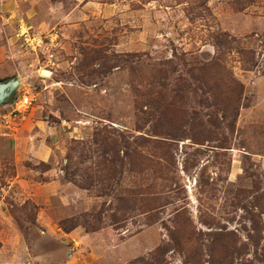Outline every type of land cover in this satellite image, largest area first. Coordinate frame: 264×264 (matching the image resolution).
<instances>
[{
	"label": "rangeland",
	"instance_id": "1",
	"mask_svg": "<svg viewBox=\"0 0 264 264\" xmlns=\"http://www.w3.org/2000/svg\"><path fill=\"white\" fill-rule=\"evenodd\" d=\"M11 80L0 264H264V0H0Z\"/></svg>",
	"mask_w": 264,
	"mask_h": 264
},
{
	"label": "water",
	"instance_id": "2",
	"mask_svg": "<svg viewBox=\"0 0 264 264\" xmlns=\"http://www.w3.org/2000/svg\"><path fill=\"white\" fill-rule=\"evenodd\" d=\"M19 86V81L11 80L7 83H0V103L9 98L12 92Z\"/></svg>",
	"mask_w": 264,
	"mask_h": 264
},
{
	"label": "built area",
	"instance_id": "3",
	"mask_svg": "<svg viewBox=\"0 0 264 264\" xmlns=\"http://www.w3.org/2000/svg\"><path fill=\"white\" fill-rule=\"evenodd\" d=\"M32 103L33 99L25 95L15 103L14 112L16 114H22L32 106Z\"/></svg>",
	"mask_w": 264,
	"mask_h": 264
},
{
	"label": "trees",
	"instance_id": "4",
	"mask_svg": "<svg viewBox=\"0 0 264 264\" xmlns=\"http://www.w3.org/2000/svg\"><path fill=\"white\" fill-rule=\"evenodd\" d=\"M162 250H163L162 248H159V250H157V252L155 253V255L158 254V253H160Z\"/></svg>",
	"mask_w": 264,
	"mask_h": 264
}]
</instances>
